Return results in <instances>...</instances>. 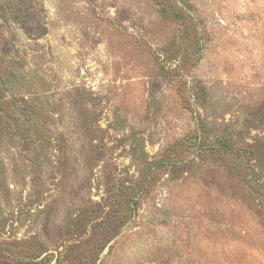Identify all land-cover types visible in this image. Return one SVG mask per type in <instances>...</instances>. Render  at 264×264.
<instances>
[{
    "label": "rangeland",
    "instance_id": "obj_1",
    "mask_svg": "<svg viewBox=\"0 0 264 264\" xmlns=\"http://www.w3.org/2000/svg\"><path fill=\"white\" fill-rule=\"evenodd\" d=\"M0 70V264H264V0H0Z\"/></svg>",
    "mask_w": 264,
    "mask_h": 264
},
{
    "label": "trees",
    "instance_id": "obj_2",
    "mask_svg": "<svg viewBox=\"0 0 264 264\" xmlns=\"http://www.w3.org/2000/svg\"><path fill=\"white\" fill-rule=\"evenodd\" d=\"M2 70V69H1ZM0 70V71H1ZM8 84V82H4V81H1L0 80V87H6L4 85ZM7 101V97L6 96H0V114H2V110L4 109V103ZM9 101V100H8ZM7 101V102H8ZM258 147V146H257ZM244 151H242L243 153ZM261 153V152H260ZM250 154V151L249 149L247 148V150H245V153H244V157L245 156H248ZM130 188V185L129 186H125V187H122L121 188V198H123L124 200H122L124 202V204H127L131 201H133L134 199V196L133 195H130L129 192L127 191V189Z\"/></svg>",
    "mask_w": 264,
    "mask_h": 264
}]
</instances>
